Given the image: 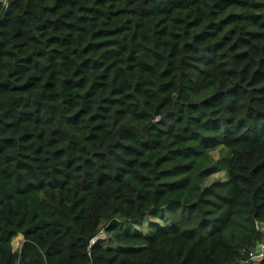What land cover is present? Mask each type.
<instances>
[{
	"label": "trees",
	"instance_id": "obj_1",
	"mask_svg": "<svg viewBox=\"0 0 264 264\" xmlns=\"http://www.w3.org/2000/svg\"><path fill=\"white\" fill-rule=\"evenodd\" d=\"M260 240L264 0H0V264H243Z\"/></svg>",
	"mask_w": 264,
	"mask_h": 264
},
{
	"label": "crops",
	"instance_id": "obj_2",
	"mask_svg": "<svg viewBox=\"0 0 264 264\" xmlns=\"http://www.w3.org/2000/svg\"><path fill=\"white\" fill-rule=\"evenodd\" d=\"M23 240V236L21 234H18L14 237V239H12V245H13V241H16L18 244H21ZM261 245L264 247V241L260 240L258 242L255 243V245L251 248V250L255 253L261 251ZM259 259L256 257H251L249 258V261H246V263L243 264H258Z\"/></svg>",
	"mask_w": 264,
	"mask_h": 264
},
{
	"label": "rangeland",
	"instance_id": "obj_3",
	"mask_svg": "<svg viewBox=\"0 0 264 264\" xmlns=\"http://www.w3.org/2000/svg\"><path fill=\"white\" fill-rule=\"evenodd\" d=\"M211 154H212L213 158H216L220 154V150L219 149H214V150L211 151ZM219 177H223V172L219 171V172L213 173L212 175H210L207 178V181H211L212 179L219 178ZM19 246H20V244H18L16 241H13L12 247H13L14 250H17L19 248Z\"/></svg>",
	"mask_w": 264,
	"mask_h": 264
},
{
	"label": "water",
	"instance_id": "obj_4",
	"mask_svg": "<svg viewBox=\"0 0 264 264\" xmlns=\"http://www.w3.org/2000/svg\"><path fill=\"white\" fill-rule=\"evenodd\" d=\"M99 237V231L92 232L89 234L86 238L85 241L87 244L92 245L96 239ZM22 243V242H21Z\"/></svg>",
	"mask_w": 264,
	"mask_h": 264
},
{
	"label": "built area",
	"instance_id": "obj_5",
	"mask_svg": "<svg viewBox=\"0 0 264 264\" xmlns=\"http://www.w3.org/2000/svg\"><path fill=\"white\" fill-rule=\"evenodd\" d=\"M100 235L103 236L104 234H100ZM261 248H262L261 251H259L257 253H255L252 250H250L249 258L256 257V258L260 259L261 257H263L264 256V247L261 245Z\"/></svg>",
	"mask_w": 264,
	"mask_h": 264
}]
</instances>
